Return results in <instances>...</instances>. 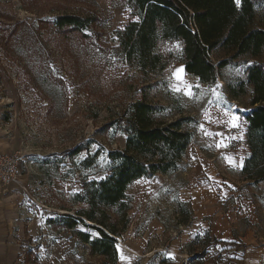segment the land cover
<instances>
[{
  "label": "rangeland",
  "instance_id": "374dc122",
  "mask_svg": "<svg viewBox=\"0 0 264 264\" xmlns=\"http://www.w3.org/2000/svg\"><path fill=\"white\" fill-rule=\"evenodd\" d=\"M255 12L264 29V0ZM61 15L89 20L84 35L55 32L50 23ZM134 20L125 0H0V24L32 29L21 24L26 36L15 51L0 45V151L16 159L15 179L0 184V264H250L253 255L264 262V181L242 170L250 153L247 70L264 66V49L238 59L215 49L217 80L205 83L185 70L179 41L160 40L166 66L150 71L119 46ZM180 68L192 95L173 91ZM137 100L157 107V122L183 118L192 138L176 171L134 181L125 206L106 208L120 230L113 262L63 220L87 208L78 198L84 182L103 178L109 152L124 149L119 118ZM222 242L242 246L231 251Z\"/></svg>",
  "mask_w": 264,
  "mask_h": 264
},
{
  "label": "trees",
  "instance_id": "16d2710c",
  "mask_svg": "<svg viewBox=\"0 0 264 264\" xmlns=\"http://www.w3.org/2000/svg\"><path fill=\"white\" fill-rule=\"evenodd\" d=\"M125 1L138 20L126 25L119 46L141 68L163 69L166 63L156 51L158 42L179 41L185 70L202 82L213 83L217 80V66L211 57L215 49L233 51L232 59L256 58L264 49V29L254 25L257 0H241L240 7L235 0ZM86 21L89 20L77 15H61L50 25L61 35L83 34V29L88 27ZM21 24L32 31L24 22L0 24V45L6 47V52L15 51L24 41L26 35ZM227 63L222 60L219 66ZM2 76L0 73V79ZM247 84L252 87V109L245 117L250 153L242 170L247 179L264 181V66L261 63L249 66ZM5 88L3 84L0 91ZM156 111L153 104L137 100L123 113L119 127L126 135L124 149L109 152L111 166L103 178L84 182L78 198L87 208L79 210L77 216L66 214L63 220L92 253L113 262L117 260L116 236L120 230L106 208L125 206L126 190L134 181L176 171L191 142L192 134L185 128L183 118L157 122ZM94 159L88 156L85 163ZM80 224L88 231L77 229ZM222 243L231 251L242 246L236 242Z\"/></svg>",
  "mask_w": 264,
  "mask_h": 264
},
{
  "label": "built area",
  "instance_id": "2783aa9c",
  "mask_svg": "<svg viewBox=\"0 0 264 264\" xmlns=\"http://www.w3.org/2000/svg\"><path fill=\"white\" fill-rule=\"evenodd\" d=\"M15 161L13 155L0 151V184L5 185L15 179L16 172L12 167Z\"/></svg>",
  "mask_w": 264,
  "mask_h": 264
},
{
  "label": "snow or ice",
  "instance_id": "6c2138e0",
  "mask_svg": "<svg viewBox=\"0 0 264 264\" xmlns=\"http://www.w3.org/2000/svg\"><path fill=\"white\" fill-rule=\"evenodd\" d=\"M236 3L237 5H239L240 3V0H236ZM177 47H179V45H177ZM183 69L180 68V69H177L174 73H173V76L174 78L176 79L177 81V84L173 86V91H176V92H185V94L187 95H192L191 91H189V89L191 88V85H188L186 83V81H184L183 79ZM180 85H183V88H181ZM235 119V117H234ZM121 259H125V257H123V255L121 256Z\"/></svg>",
  "mask_w": 264,
  "mask_h": 264
},
{
  "label": "crops",
  "instance_id": "0c3cea01",
  "mask_svg": "<svg viewBox=\"0 0 264 264\" xmlns=\"http://www.w3.org/2000/svg\"><path fill=\"white\" fill-rule=\"evenodd\" d=\"M251 257H252V261L250 264H264V262L260 258V255H253ZM246 264H249V262L247 263V261H246Z\"/></svg>",
  "mask_w": 264,
  "mask_h": 264
}]
</instances>
